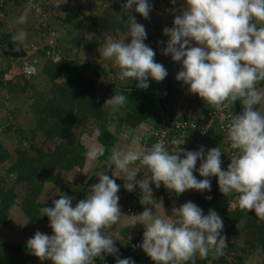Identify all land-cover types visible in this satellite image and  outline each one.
<instances>
[{"label": "clouds", "instance_id": "9594fccd", "mask_svg": "<svg viewBox=\"0 0 264 264\" xmlns=\"http://www.w3.org/2000/svg\"><path fill=\"white\" fill-rule=\"evenodd\" d=\"M184 4L185 8L174 16L172 27L162 30L168 38L162 54L179 63L175 80L205 105L217 111L236 102L242 106V113L234 115L227 128L229 146L235 150L230 163L222 169L219 147L182 150L179 145L185 139H173L171 144L177 147L171 150L163 141L148 150L114 148L108 166L118 175L112 171L110 177L98 169V183L91 186L85 198L73 203L72 197L60 194L51 207L40 209L48 218L52 235L36 231L26 241V248L38 260L94 264L96 259L103 261L111 255L115 264H135L131 258H119L116 241L103 231L126 217L118 204L120 185L112 177L124 180L123 187L129 193L138 188L140 204L149 206L134 215L131 226L143 225L139 247L153 264H194L196 256L223 255L227 247L223 220L216 211L210 209L205 215L198 205L187 201L173 209L176 219L165 212L157 215L153 211V187L163 185L176 195L188 190L204 193L210 192V178L215 177L223 196L235 194L241 210L264 220V114L258 109L264 94L256 87L264 81V0H184ZM122 7L128 16L125 24L129 42L106 43L102 56L118 68L121 82L135 81L138 89L146 90L150 80L158 83L168 75L154 60L155 51L144 42L145 27L131 15L134 10L148 19L152 5L149 0H126ZM24 38L22 31L13 37L18 41ZM126 103V96L117 93L104 105L109 106V116L115 119L122 115ZM103 155V146L91 147L85 153L93 162ZM140 168L145 172L143 179L137 180ZM194 170L202 179L194 176Z\"/></svg>", "mask_w": 264, "mask_h": 264}, {"label": "trees", "instance_id": "16d2710c", "mask_svg": "<svg viewBox=\"0 0 264 264\" xmlns=\"http://www.w3.org/2000/svg\"><path fill=\"white\" fill-rule=\"evenodd\" d=\"M71 1L73 0H68L67 3L70 5ZM157 3L158 6L167 10H175L179 6L178 0L175 4L170 3V0H157ZM0 9L5 8L0 7ZM121 10L122 14L120 15L102 12V14L91 18L84 14L83 7L80 5L68 6L64 11L61 9L62 12H66V15L65 20L61 21L64 28L56 40L58 44L54 48L55 50L46 46L42 52L43 57H47L42 65V74L49 82L47 90H36L34 84L21 77L16 82L4 80V72L0 73V86L6 88L12 96L11 101L31 92L28 99L27 115H31L35 120L34 127L24 129L19 123H15L14 126L6 128L4 132L6 135L17 138H15L17 148L14 152L8 151L0 139V167L7 166L6 171L16 178L18 184H28L29 192L24 209L31 221L40 220V209L42 208L41 205L39 207L33 202L39 196L42 188V185H36L37 181L58 183V172L69 173L75 168H83L87 150L82 143L81 135L89 134L94 130L95 125L105 123L107 119L104 105L106 96L124 90L120 86L122 82L118 77L110 80L106 69L101 65L83 63L79 59H72L69 56L75 49L78 51V55L81 54L80 52H92L100 45L99 40L86 38L85 31L89 27L94 32L103 35L104 38H117L119 32L126 34L128 29L125 23L128 16L123 11V7ZM177 14L179 11H176ZM131 15H135L134 10ZM158 28H161V31L147 36L144 41L149 47L160 38L167 39L162 34V27ZM54 54L60 55V60L55 61ZM161 64L166 66L165 62ZM99 83L103 84L104 88L102 96H100ZM124 91L135 92L128 88ZM194 101L200 107L198 98ZM236 112V107L231 105L232 118ZM181 117L189 119L185 115ZM150 137L154 144L153 130ZM40 138H42L41 141ZM221 143L222 135L213 132V139L209 140V144H214L213 147H221ZM49 144L55 145L52 152L46 151V146ZM110 145L109 143L106 146L103 158L107 157ZM193 174L196 175L197 172ZM30 196L34 198L33 203L30 201L32 200ZM207 196H211V199H205ZM14 199L13 193L5 192L0 188V226L6 223ZM232 201V195L222 196L212 191L199 193L195 204L203 210L204 214L206 215L211 209L222 218V235L225 237L227 247L224 249L223 255L210 253L206 258L196 256L194 264H243L249 253L264 256V225L260 223L253 212L246 213L241 210L238 207V202L234 211H228L227 208ZM144 207L141 206L135 213L142 212ZM242 222H244L243 226L238 227ZM237 236L245 237L243 246H238L233 242V237ZM130 248L131 246H127L125 256L128 255ZM133 261L135 264H152L148 260L137 257ZM96 264H115V258L109 255L103 261H96Z\"/></svg>", "mask_w": 264, "mask_h": 264}, {"label": "crops", "instance_id": "0c3cea01", "mask_svg": "<svg viewBox=\"0 0 264 264\" xmlns=\"http://www.w3.org/2000/svg\"><path fill=\"white\" fill-rule=\"evenodd\" d=\"M35 1L39 6V10L32 9L28 6L23 5L11 6L8 7V9H0V73L4 72V80L8 79L10 81L16 82L20 77L25 78L21 74L20 59H12L10 57L4 56L5 51H7V45L18 44L25 53L30 49L31 45L37 46L39 48V51L37 53L38 74L42 70L44 59L47 58L46 56L43 57L42 52L45 50L51 34L54 32L58 34L60 29L63 30L64 28L62 22H60L59 26H54V23L52 21L53 19L49 14V9H51L53 4H55V1L57 0ZM151 1L154 2L155 0ZM67 2L65 1V3H63L64 6L65 4L69 5V3ZM178 2L179 6L177 7V9L171 10L172 13H175V15L176 11H179L180 13V11L185 8L184 0H178ZM70 4L74 5V0L71 1ZM22 9L25 10L23 16L21 13ZM64 9L67 8L63 7V11ZM106 12L108 11L106 10ZM62 13L66 15V12ZM108 13L113 14L112 12ZM171 15L173 14H170V16ZM174 16H171V18H174ZM170 19L167 23H162V29L170 24ZM61 20H65V17H62ZM48 23H50V25H47ZM28 26H30L29 29L26 28ZM169 27H172V25ZM88 29L91 30L92 28L89 27ZM21 31L25 34V38L23 39V41L13 39V37ZM157 32L158 31H154V33L152 34H155ZM57 44L58 43L56 41V45ZM53 50L55 49L53 48ZM53 58L55 59V61H58L61 57L60 55L56 56V54H54ZM166 59L168 60L169 64L173 62L170 56H167ZM172 66H175L174 68H172L174 70H167L168 67L167 65L165 66L168 75L163 81L157 83L150 80V86L148 90H151L153 93L157 94L159 88L163 86L169 88L172 84L174 88L172 90V95L169 99L170 102L167 107V113L169 114V116L185 115L192 119H200L201 108L197 106L194 101L197 100L198 97L190 94L187 90V86L183 85L182 82H178L175 80V76L180 70L179 63H175ZM29 81L31 82L32 80ZM32 84H34V82H32ZM256 87L261 91L262 94H264V81L258 82ZM117 93L124 94L127 99L126 106L122 110V115H119L118 117L113 119L109 116V106L105 105L107 114L105 123L100 125L97 124L94 126V130H92V132H89V134L83 133V135H81L82 143L87 151L91 147L95 146H103L105 150L106 146L110 143L111 145L109 147L107 157H100L97 161L94 162L86 158L85 164L82 169L75 168L69 173L58 172V183H43V181L38 180L36 185H42L41 192L39 196L35 198V200L33 196H30L32 199L30 200L31 202L34 200L33 202L36 205H39V207L40 205L42 207H51L53 200L58 199L60 194H64L72 197L73 203H76L88 195V191L92 185L98 183V177L96 176V172L98 169L99 171L105 172V174H108L110 177L112 176V171L114 175H118L114 167L110 168L108 166L110 162L111 151L114 148L121 151H127L130 149L148 150L151 148V146L153 145L150 137L151 132L155 129L157 121L163 116L159 107L154 103L152 97L143 96L135 92H126L124 90L106 96L105 101L110 99ZM19 97L20 96L16 97L14 101H11L12 96L7 92L6 88L0 86V109L3 108L8 112L5 115H8V117L10 118V126H14L15 122H20L21 116L27 114V108L24 109L23 105L20 104ZM233 105L234 107H236V115H239V112L241 110L243 111L242 106L239 104V102H236ZM258 109L261 114H264V99H262L260 105L258 106ZM12 115L16 118L15 122L11 121ZM30 122L31 124L29 129L33 128L35 125V121L32 122L31 120ZM5 131L6 128L3 129V133H1L0 139L4 144V147L11 152L10 149L12 147L10 146V143H15L17 145V141L14 136L12 138L10 137V135H6L4 133ZM54 147L55 146H52V144H49L46 146V151L52 152L54 150ZM12 161H14L13 158ZM229 163L230 160H222V169H226ZM6 168L7 166L0 167V188L5 192L13 193L15 195V199L14 203L9 209L6 223L0 226V264H52V262L49 260H38L36 257L32 256L26 248V241L31 238L36 231H40L41 233H45L48 235H52V232L48 227V218L46 216H42V213H40V220L38 221H31L28 218L24 209V204L26 199L28 198L29 192L28 184H18L16 182V178L8 174ZM144 171L145 169L140 168L141 173ZM139 174L140 173L137 174L136 179L138 178ZM194 176H196L198 180L202 179L201 177H199L198 173ZM112 178H114L115 182L120 185V190L117 193L120 197L118 204L120 206L121 214L126 217H122L118 223L104 229L103 231L105 235L110 236L116 241L115 245H118L127 238H130L132 240L142 238L145 229L141 224L131 226L134 215H136V213L128 214L125 210L127 207L128 198L134 193L135 189L131 193H129L123 187L125 183L124 180L115 177ZM210 179V191L217 192L219 195H222L218 190L216 178L211 177ZM199 193L200 192H196L194 190H188L180 195H176L175 193L169 191L160 199L155 200L156 205L153 206V211L157 215H161L165 212L166 215L172 216V219H176L175 214H172L173 209H178L187 201L195 203ZM232 197L233 201L229 204L227 208L228 211H234V209L237 207V199L235 197V194H232ZM259 220L260 223L264 225V220ZM243 224L244 222L240 223L238 227L241 228ZM245 240L246 239L243 236L233 237V242L238 244V246H243ZM250 255L254 254H248L246 256V259L243 261V264H264L263 255L259 254L254 257ZM197 257L201 258L199 256Z\"/></svg>", "mask_w": 264, "mask_h": 264}, {"label": "built area", "instance_id": "2783aa9c", "mask_svg": "<svg viewBox=\"0 0 264 264\" xmlns=\"http://www.w3.org/2000/svg\"><path fill=\"white\" fill-rule=\"evenodd\" d=\"M23 5L28 6L32 9L39 10L35 0H0V7L8 9V7ZM58 34L56 32L51 34L50 39L47 42V46L55 48L56 40ZM39 48L37 46L31 45L30 49L25 53L24 57L20 59V68L21 74L28 80L37 76V53ZM198 103L201 107V118L200 119H184L181 116H169L162 117L157 121L155 129L153 130V137L155 143L158 141H163L165 146L170 150L177 147L172 145L171 141L173 139L184 140V143L181 146L182 150H199L201 146L204 147L205 151L210 148H213L214 144H209V140L213 139V132L220 133L222 135V150L221 160L228 161L232 153L235 150H232L229 146L227 140V128L229 123L232 120L231 105L228 108H225L221 111H217L214 108L205 105V103L198 98ZM200 162L197 161L196 168H198ZM145 172V171H144ZM138 175L137 180L143 179V173ZM196 171L194 170V173ZM151 187V185H150ZM153 190V199L154 201L163 197L170 190H166L163 185L160 188H152ZM142 205L139 202V189H135L134 193L130 195L127 202L126 212L128 214H133L137 211ZM142 242V238L137 240H132L130 238L125 239L118 245H115L118 249L119 258H131L132 260L137 257L142 260H148L152 262L140 249L139 245ZM127 246H131L128 255L125 256V251ZM96 259L94 264H96ZM153 264V262H152Z\"/></svg>", "mask_w": 264, "mask_h": 264}, {"label": "rangeland", "instance_id": "374dc122", "mask_svg": "<svg viewBox=\"0 0 264 264\" xmlns=\"http://www.w3.org/2000/svg\"><path fill=\"white\" fill-rule=\"evenodd\" d=\"M65 1L67 2V0H57L55 1V4H53V6L51 7V9H49V14L52 17V21L54 23V26L57 25L59 26L60 22L62 21V17H65V15L62 13L61 9L64 8H68L69 7H76V6H81L83 7V12L84 14L86 13V15L88 17H94L95 15H100L102 14V12H106V10L108 12H112L115 15H120L122 14V6L124 3V0H74V5H67L63 3H65ZM150 4L152 5V10L149 13V17L148 19H144L142 17H140L137 13H135V15H133V17L136 20L137 23L142 24L145 27V30L147 32V36L153 35L152 33H154V31H161V28H158L159 25H161L160 27H163L162 23H167L168 20L171 18V16H174L175 13H172L171 9L167 10L162 6H158L157 4V0H155L154 2L149 0ZM20 9V8H19ZM25 10L22 9V16L24 15ZM96 12V13H95ZM106 12V13H108ZM115 12V13H114ZM170 14H173L170 16ZM173 17L170 19V24L167 25L168 28H170L169 26L172 25V21H173ZM61 20V21H60ZM51 23V21H50ZM50 23H48L47 25H50ZM52 23V24H53ZM22 24V23H21ZM165 25V24H164ZM30 26L26 27L29 29ZM61 31V29H60ZM59 31V33H60ZM58 33V34H59ZM86 33V38L88 40H91L92 38L99 40L100 41V45L98 47H96L92 52L89 53H84V52H80L81 54H78V51L75 49L73 50V52H71V54L69 55L72 59L76 58L79 59L80 61H82L83 63H96L101 65L103 68L106 69L107 74L109 75V79L112 80L114 78H117V73H118V68L115 66V64L111 61L105 60L102 56V50L103 47L106 45V43H109L113 40H125V43L129 42V39L127 38V33L126 34H122L119 32V36L117 38H113V37H108V38H104L103 35H100L96 32H94V30H90L87 29L85 31ZM80 36V35H79ZM76 37V36H75ZM74 38V37H73ZM74 41H76V39H74ZM166 43V39H162L160 38L159 40H157L156 42H154V44H152L151 48L155 51L156 55L154 56V60L156 62H160L161 63L165 62V64L167 65L168 69L167 70H171L172 68H174L175 66H172L175 64V62H171L170 64L168 63V60L165 58H162L163 55L162 54V48L165 46ZM86 54V55H85ZM174 63V64H173ZM174 70V69H172ZM32 80V82H34V86L36 87V90H47L48 89V82H46V78H44L43 74H42V70L40 71V73L37 74V76H35L34 78L30 79ZM128 83H124L122 82L120 84L121 87H126ZM99 89H100V96H102L103 94V84L99 83ZM31 96V92L26 94V95H22L20 96V104L23 105L24 109H26L28 107V99ZM8 112L5 111V109L1 108L0 109V135L1 133H3V129L4 128H8L10 127V121H9V117L7 114ZM11 121L15 122L16 118L13 117V115L11 116ZM35 121L33 119V117L31 115H27L24 114L21 116V121L23 123L17 122V124L19 123L21 126H23L24 129H29L31 121ZM16 123V122H15ZM3 136V135H2ZM16 138V137H15ZM17 139V138H16ZM42 140V138H40V141ZM14 142V140H13ZM17 143V142H16ZM11 145V152L14 151V149L17 148V145L15 143H10ZM55 146V145H52ZM50 150V148H49ZM252 254V253H249ZM250 256H257V255H250ZM246 259V258H245ZM254 262V261H253Z\"/></svg>", "mask_w": 264, "mask_h": 264}, {"label": "water", "instance_id": "95a60500", "mask_svg": "<svg viewBox=\"0 0 264 264\" xmlns=\"http://www.w3.org/2000/svg\"><path fill=\"white\" fill-rule=\"evenodd\" d=\"M25 55L24 51L21 49L20 45L18 44H11L7 45V51H5L4 56L10 57L12 59H21ZM155 86V85H154ZM127 88L131 91H135L143 96L152 97L154 103L159 107L160 111L162 112V117H169L167 113V107L169 104V99L172 95L173 86L170 85L169 88L163 86L159 88L157 94L153 93L151 90H141L136 87V82L133 81L131 84H127L126 87H122V89L127 90ZM242 113V110L239 112V115ZM82 132V131H81Z\"/></svg>", "mask_w": 264, "mask_h": 264}]
</instances>
